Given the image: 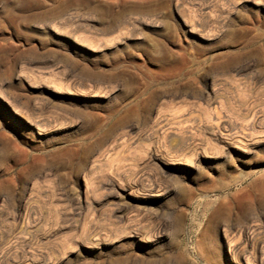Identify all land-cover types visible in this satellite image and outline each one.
Wrapping results in <instances>:
<instances>
[{"label":"rangeland","instance_id":"obj_1","mask_svg":"<svg viewBox=\"0 0 264 264\" xmlns=\"http://www.w3.org/2000/svg\"><path fill=\"white\" fill-rule=\"evenodd\" d=\"M251 166L264 0H0V264H264Z\"/></svg>","mask_w":264,"mask_h":264},{"label":"bare ground","instance_id":"obj_2","mask_svg":"<svg viewBox=\"0 0 264 264\" xmlns=\"http://www.w3.org/2000/svg\"><path fill=\"white\" fill-rule=\"evenodd\" d=\"M215 110H213L212 113L211 112H207L206 115H205L206 118H207V130L213 132L215 129L216 130H220V127L222 126L223 129H225V130L227 129L226 130L227 132L230 131V127L222 125V117L220 116V112H218L217 110L215 111ZM227 145H228V143H227ZM247 179L248 180L251 179L253 181L254 180L256 181V179H260V180L264 179V172H262L261 169H259L257 166H255V167L251 166V167L247 168L243 173L240 172L238 174V176L233 178L232 183L233 184L242 183L243 181H245Z\"/></svg>","mask_w":264,"mask_h":264}]
</instances>
